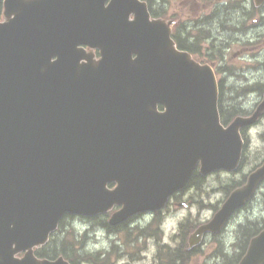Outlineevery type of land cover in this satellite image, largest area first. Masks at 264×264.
Here are the masks:
<instances>
[{"label": "water", "instance_id": "95a60500", "mask_svg": "<svg viewBox=\"0 0 264 264\" xmlns=\"http://www.w3.org/2000/svg\"><path fill=\"white\" fill-rule=\"evenodd\" d=\"M2 5L0 264H71L34 255L65 213L121 205L109 219L117 224L161 208L197 167L207 174L238 166L240 128L264 111V93L250 115L223 125L213 68L179 50L171 21L150 19L144 1ZM84 46L98 49L100 59ZM263 179L264 162L190 243L219 231ZM238 264H264V230Z\"/></svg>", "mask_w": 264, "mask_h": 264}, {"label": "flooded vegetation", "instance_id": "af4514ba", "mask_svg": "<svg viewBox=\"0 0 264 264\" xmlns=\"http://www.w3.org/2000/svg\"><path fill=\"white\" fill-rule=\"evenodd\" d=\"M170 1L178 2L177 5L189 4L190 7L194 5L197 6L199 4L198 0H150V3L152 5L160 6V8L163 9L162 6L170 4ZM201 1L204 2L207 0ZM235 2V5H232L231 2L228 6L222 5L224 9L220 8L217 10V12L222 13L218 16L209 14L207 16H202L204 18L201 20H196L195 24H193V29L197 31L194 32H190L184 28V24L181 19H183V17L187 19L189 17L187 15H178L175 11H173L170 15V18H167L165 14H158L157 16L172 21V35L179 50L187 51L198 63L208 64L215 69L217 68L218 71H222V73L225 75L230 69L224 65L225 58L222 56V49L225 47L223 46L224 43L220 42L218 38L214 36L213 33H211L209 30L210 27L206 28L208 31L204 30L203 25L208 24L211 26L212 22L214 21H217L216 24L219 23L220 25V23L223 21L221 20L222 17H226V19L229 18L231 14L230 11H238V13L241 15L244 14V16H250L246 13V7L248 8V5L250 6V8H248L249 10H253L254 13H260V17L258 18L260 21L261 19H264V15L262 14L264 13V2L260 5H256L255 0H235ZM251 19V17L248 20L245 18L247 30L249 28L248 22ZM232 27L234 28V33H243L242 31H247L244 26L243 27L245 29L241 30V26L235 23H232ZM205 42H208L206 47L202 46ZM91 52L93 54V60H98L100 58L99 51ZM220 61H222L223 66L219 64ZM229 81L231 80L227 79L226 76H220V78L218 77L220 105H222V108L226 112L233 109L239 110L240 113L236 114L235 116L241 114L250 115L257 104L263 99V92L259 94V101L254 104V107H252L251 110H243L242 106H240V103L238 104L237 101L240 99V97L247 93L249 89L253 92L261 91L263 86L257 84L261 83V80L255 82V85L249 84L250 80H246L245 83H240L239 86L247 84L253 86H244L241 88H236L234 84ZM262 91H264V89ZM235 116H233L231 119H233ZM262 120H264V111L261 113L257 121L253 123V125L240 128L242 137L248 139V143V131L256 123L262 122ZM260 136H264V131L260 134ZM246 150L247 148L242 154L243 161L240 166L241 171H243V165L246 163ZM262 159L257 160L256 158L253 163H250L251 167L259 165ZM196 172V170L192 172V175H190L186 186L177 192H174L167 201V204L160 209L135 213L128 217L125 221L116 225L109 224L108 218L110 213L116 210L118 207L113 208L109 213L96 215L90 217V219H85L92 221L91 223L95 227H99L111 242L108 248L96 250L95 254L101 255L102 253L106 254L107 257H117V262L120 261L123 264H125V262L127 264H131L132 262H139L140 264H194L195 262H197V264H226L227 260L232 258L236 263L239 262L240 259L246 254L251 239L259 235L261 230L264 229V218L262 220H252V218L247 216V219L244 220V222L234 225L235 218L243 211L249 210L252 203L260 193L264 195V181L259 185V189L257 190L255 196L243 207L237 209L229 217L227 223L219 232H207L201 239L196 241V243H190L189 236L196 225L201 222H206L212 215L211 214L208 218L200 221L189 212V210L197 203L195 196H197L198 192L196 190L197 182L195 176H197L199 186L202 185V180H205L206 178L198 175ZM225 172L231 173V171ZM232 172L234 173V171ZM237 173L238 171H235V174ZM239 173L240 177L238 179L242 181H239L237 184H235L236 186L232 185V188L230 187L231 189H234L245 181L243 180L242 172ZM234 181L235 178L231 177L225 182L222 188L224 192L222 200H220V202L218 201L216 204H213L212 207L218 203L219 206L222 203L231 190L227 186L229 184H233ZM217 207L211 209L212 213L217 209ZM177 210H186L187 222L190 223V225L183 227L184 221L186 220V217H184L185 219L183 218V222L178 221L174 226L171 225L169 228H167V225L170 223V219H173L172 217L175 218V212ZM79 218L81 219V217ZM250 224H254L252 229L253 231L248 235H245L243 228L246 225L249 226ZM166 235L167 238L165 237ZM22 256L23 253L17 254L18 258ZM97 263L99 264V261Z\"/></svg>", "mask_w": 264, "mask_h": 264}, {"label": "rangeland", "instance_id": "374dc122", "mask_svg": "<svg viewBox=\"0 0 264 264\" xmlns=\"http://www.w3.org/2000/svg\"><path fill=\"white\" fill-rule=\"evenodd\" d=\"M199 4L196 6L190 7L189 4L177 5L178 2L170 1V4H166L162 6L165 9V16L170 18V15L173 11H175L178 15L189 16L187 19L183 17L181 19L184 24V28L191 31H197L193 29L196 20H201L202 16L213 15L218 16L222 14L221 12H217L218 9L224 7L222 5L228 6L231 2L232 5H235V0H207L201 1L198 0ZM248 8L250 6L248 5ZM246 7V13L250 16H244V14L238 13V11H230L229 18L222 17L223 20L220 25L216 24L217 21L212 22L211 26L208 24L203 25V29L208 31L206 28L210 27L211 33L218 38L220 42H223L225 46L222 49V56L225 58L224 65L228 67L229 72L227 74H223L222 71H218L215 69L217 76L220 78L226 76L227 79H230L232 84L236 88L241 87H249L255 85V82L261 80V83H257L263 88L261 91H251L250 89L245 93L240 99L237 101L240 106H242L243 110H251L254 107V104L259 101V94H261L264 89V19L261 21L258 19L260 17V13H254L253 10H249ZM157 9V6L154 7ZM264 15V13H262ZM249 28L247 30V23L245 22V18L248 20L249 18ZM2 17H0V20ZM194 21V22H192ZM232 23L238 24L241 26V30L245 29L247 31H242L243 33H234V28L232 27ZM222 25V27H221ZM245 28H244V27ZM185 33V32H184ZM208 42H205L202 46L206 47ZM224 61V60H222ZM222 61L219 62L221 66H223ZM246 77H245V76ZM246 80H250L249 84L253 85H242L239 86L240 83H245ZM249 92V93H248ZM229 95V94H228ZM239 96V95H237ZM264 131V120L260 123H256L249 131V144L247 147V158L246 163L243 165V171L247 172L251 167L250 163H253L255 159H262L264 157V137H261L260 134ZM231 177L239 178L240 173L231 174L226 172H214L208 175L205 180H203L202 187L205 189V194H200L196 196V200L202 202V206L194 205L190 210V214L194 217L198 218L200 221L208 218L212 214V205L216 204L218 201L222 200L224 192L222 190V185L225 184L227 180ZM264 190V189H263ZM175 218L170 219V223L167 225L169 228L171 225H175L178 221L183 222L184 217L187 216L186 210H177L175 212ZM185 214V216H184ZM173 215V214H172ZM247 216L252 218V220H262L264 218V195L260 193L254 202L251 205L249 210H245L240 213L235 218L234 225L244 222L247 219ZM184 218V219H183ZM197 221V220H196ZM65 231L68 229L76 233L80 236L82 232L90 233V236H87L83 245L86 250L96 251L99 249L108 248L110 245V239H108L105 233L101 229L93 230L94 227H91L92 223L88 222L85 219H80L79 217H68L64 223ZM190 225V223L186 220L184 221L183 227ZM89 229V230H87ZM56 234L54 237L60 238L62 237V233L55 231ZM65 232V233H66ZM167 238V235L165 236ZM79 245V243H78ZM82 246V245H81ZM88 264H91L88 262ZM103 264H123L120 261L117 262V257H106L103 261ZM125 264H127L125 262ZM131 264H140L139 262H132ZM194 264H197L195 262Z\"/></svg>", "mask_w": 264, "mask_h": 264}, {"label": "trees", "instance_id": "16d2710c", "mask_svg": "<svg viewBox=\"0 0 264 264\" xmlns=\"http://www.w3.org/2000/svg\"><path fill=\"white\" fill-rule=\"evenodd\" d=\"M148 2L150 3V0ZM154 7L155 6H153L150 3V11L152 12V14L157 13V11H156V9H154ZM219 111H220L221 120L223 123H227L233 116L240 113L239 110H235V109L226 112L222 108V105H219ZM235 183H236V181L233 184H229L227 187L230 188L232 185H235ZM70 216H71L70 214H65L59 222V227L57 229V232L62 233V237H60V238L54 237L56 232L51 234L50 239L47 242V244H45L44 246L35 250L36 254L39 256H44V257H48V258H54L58 254H61L67 260L72 262L73 264H75V263L81 264L83 261L89 262L91 264H93V262L97 263L99 261V264H100L101 263V260H100L101 256L99 254H93L90 251L82 249L81 245H78V243L79 244L83 243L84 238H82L81 236H78L76 233L68 232V231H71L70 229H68L67 232L65 231L64 228H66V227H65L64 223L68 217L70 218ZM251 225L252 224H250L249 226L246 225L243 228L245 235H248L249 233H251L253 231L252 230L253 225L252 226ZM235 263L236 262H235V260H233V258L228 259L226 262V264H235Z\"/></svg>", "mask_w": 264, "mask_h": 264}, {"label": "bare ground", "instance_id": "6f19581e", "mask_svg": "<svg viewBox=\"0 0 264 264\" xmlns=\"http://www.w3.org/2000/svg\"><path fill=\"white\" fill-rule=\"evenodd\" d=\"M256 224H257V223H256ZM253 225H254V224H253ZM251 226H252V225H251ZM250 231H251V230H250ZM178 257H179V256H178ZM178 257H177V258H178Z\"/></svg>", "mask_w": 264, "mask_h": 264}]
</instances>
